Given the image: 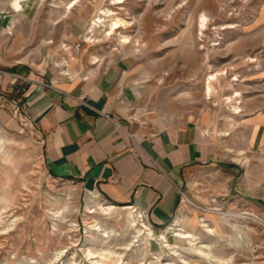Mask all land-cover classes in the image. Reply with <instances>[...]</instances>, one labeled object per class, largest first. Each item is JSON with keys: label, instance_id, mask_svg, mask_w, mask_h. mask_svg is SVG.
<instances>
[{"label": "rangeland", "instance_id": "rangeland-1", "mask_svg": "<svg viewBox=\"0 0 264 264\" xmlns=\"http://www.w3.org/2000/svg\"><path fill=\"white\" fill-rule=\"evenodd\" d=\"M74 1L44 0L40 7L45 12L54 8L60 15ZM111 2L80 0L68 10L92 22L98 8H107L130 21L131 26L121 32L138 38L139 45L121 43L122 47H128L127 53L144 66L153 84L169 95L170 104L206 128L217 145L218 161L203 165L183 189L198 204H206L214 195L233 211L264 210V124L255 122L264 115V0ZM203 12L210 22L199 40L195 25ZM228 25L235 27L221 29ZM108 26L106 21L105 27L86 35L87 40L92 37L88 42H113V37H104ZM114 38L119 42L118 35ZM249 57L258 60L250 62ZM230 64L233 69L207 99L204 87L209 76ZM235 75L240 80L232 82ZM234 91L243 95L239 113L226 100ZM240 151L249 159L247 165L236 160ZM100 199L80 181L57 178L48 169L43 139L35 126L11 129L0 124V264H262L257 251L261 229L248 219L230 217L222 222L209 215L206 222L201 220L204 215L188 206L187 222L196 221L175 226V232L167 227V232L148 226L133 208L129 210L133 218L128 212L119 214L120 209L115 212L102 205L96 209ZM90 208L96 212L90 213ZM125 218L133 220L134 231L128 235ZM201 224L214 233L208 234ZM141 225L152 228L154 239L147 229L132 245ZM180 228L191 232L195 243L179 235ZM109 230L111 236L104 237ZM167 243L183 249L180 258L171 254ZM196 245L210 246L213 258L196 253ZM90 251L97 257L90 259Z\"/></svg>", "mask_w": 264, "mask_h": 264}, {"label": "crops", "instance_id": "crops-1", "mask_svg": "<svg viewBox=\"0 0 264 264\" xmlns=\"http://www.w3.org/2000/svg\"><path fill=\"white\" fill-rule=\"evenodd\" d=\"M43 2L0 0V124L35 126L48 169L99 195L96 209L133 218V208L148 226L167 232L169 225H191L196 219L187 222L190 209L179 189L218 161L213 137L170 104L125 44L114 36L109 44L88 42V17L69 8L45 12ZM255 122L263 125L264 115ZM128 218L122 219L126 235L134 231Z\"/></svg>", "mask_w": 264, "mask_h": 264}, {"label": "bare ground", "instance_id": "bare-ground-1", "mask_svg": "<svg viewBox=\"0 0 264 264\" xmlns=\"http://www.w3.org/2000/svg\"><path fill=\"white\" fill-rule=\"evenodd\" d=\"M79 1L80 0H76L73 3H71L69 8L72 9L74 6L77 5V3ZM127 1L128 0H112L111 4L121 5V4H125ZM184 4L186 5V2L183 3V5ZM98 9L99 10H98L96 16L94 17V19L90 23V29H91L90 31H91V33H93L95 31V29H97V28L105 27L106 26V21H109V26L105 30V36L106 37L111 38V37H113L115 35H118L119 41L121 43L125 44V45H130V44H133V43L134 44L136 43V45L133 44L136 47L139 45L138 38L134 39L133 36H131L129 34H124V33L121 32V29H127L128 27L131 26V22L130 21H128L127 19H125L123 17L118 16V13H115L113 10H110V9H107V8H98ZM209 22H210V17L205 12L200 14L198 16V18L196 19L195 28H196V30L198 32L199 40H203V37L205 36V33H206V31H207V29L209 27ZM232 27H235V25L221 26V29L232 28ZM87 36H86V38H87ZM90 39L91 38H89L88 40H90ZM214 45H218V43H215ZM247 60L250 61V62H255V61L258 60V58L249 57ZM229 69H233V65L232 64L229 65V68L224 67L223 69H218L216 73H214V74L209 76V78H208V80H207V82L205 84V87H204V95L206 96L207 99H211L213 97V95L215 94V92H216L215 84L219 83L222 78H227L228 73H229ZM239 80H240L239 75H235V77L232 79V82H237ZM235 84L236 83H232V87H234ZM226 100H228V102L233 106V110L235 111V113H239L241 111V103H242V100H243V95H242L241 92L234 91L233 95L227 97ZM236 160H238V161H240V162H242L243 164H246V165L248 164V161H249L248 158L243 157V152H241V151H240V154L237 155ZM95 212H96L95 209L90 208V213H95ZM133 212H135V211H133ZM222 217L231 219L229 216H222ZM204 226H205L206 230L208 231V233H210V234L213 233L214 230L212 228H209V226L207 224H205ZM147 229H149L147 227V225L139 226L138 230H136V233H138L137 236H135L136 238L134 237L133 241L130 242V243L132 245H135L134 242H136V241L139 242L140 239L139 240H137V239L140 238L141 236H143V234L146 233ZM168 229H171L174 232L176 231L175 225H171ZM178 233H180L179 235H181L182 237L187 238L190 243H192V244L195 243L194 241L196 239H195L194 235H190L189 233L188 234L187 233L184 234V233H181V232H178ZM111 234L112 233L109 230V232L104 234L103 236L106 237V238H109L111 236ZM149 235H150V239H154V233L150 229H149ZM147 237H149V236H147ZM163 239H164V243H166L167 242L166 241V236L165 237L163 236ZM166 245H168V247L171 250H173V251H171L172 252L171 254H173V255H176V256L178 255V257H179L183 253V251H182L183 249L171 248V246L168 243ZM209 248H210V246H202V245H198L197 246L196 245L194 247V251L196 253H199V254H201L204 257L209 259V258H213L212 254H211V250ZM94 254L95 253L91 252V251L88 253V256L90 257V259L94 258V256H95ZM95 257H97V256H95ZM103 257L109 259V256H107L105 254L103 255ZM219 261H221V260H219ZM210 264H213V263L210 262Z\"/></svg>", "mask_w": 264, "mask_h": 264}, {"label": "built area", "instance_id": "built-area-1", "mask_svg": "<svg viewBox=\"0 0 264 264\" xmlns=\"http://www.w3.org/2000/svg\"><path fill=\"white\" fill-rule=\"evenodd\" d=\"M86 39V38H85ZM86 41V40H84ZM74 49L76 51L81 50L80 42L75 43ZM45 85V84H41ZM80 102L85 103L84 99H78ZM109 119H111L116 126H121L120 121L115 119L112 115H107ZM181 195V203H184V207L191 206L195 210H198L203 217L201 220L205 221L206 216L208 215H216V216H229L231 218H244L252 221L259 229H261L262 233V241L259 245H257V251H260V260L261 263L264 264V210L261 211H233L231 209L226 208V206L222 203L219 197L211 195L209 197V201L206 204H198L194 199L190 198L187 192L183 189H179Z\"/></svg>", "mask_w": 264, "mask_h": 264}]
</instances>
